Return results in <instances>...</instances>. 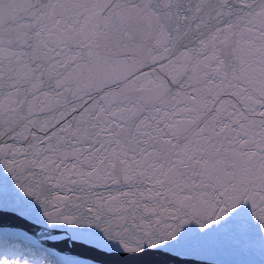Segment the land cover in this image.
<instances>
[{
  "label": "water",
  "instance_id": "95a60500",
  "mask_svg": "<svg viewBox=\"0 0 264 264\" xmlns=\"http://www.w3.org/2000/svg\"><path fill=\"white\" fill-rule=\"evenodd\" d=\"M0 232L264 264V0H0Z\"/></svg>",
  "mask_w": 264,
  "mask_h": 264
},
{
  "label": "rangeland",
  "instance_id": "374dc122",
  "mask_svg": "<svg viewBox=\"0 0 264 264\" xmlns=\"http://www.w3.org/2000/svg\"><path fill=\"white\" fill-rule=\"evenodd\" d=\"M42 253H44V255L42 256V258H44L45 262L44 261H40L39 264H60L56 261V259H54L52 256H49L47 252L45 251H42L40 250ZM10 258L7 257V260H9ZM10 260H13L15 261L14 264H33V262L31 263H28L26 260H22L21 258H18V259H10ZM10 262V261H9ZM11 263V262H10ZM0 264H6L4 262H1V259H0ZM12 264V263H11Z\"/></svg>",
  "mask_w": 264,
  "mask_h": 264
}]
</instances>
